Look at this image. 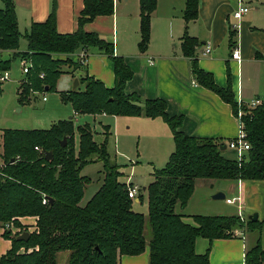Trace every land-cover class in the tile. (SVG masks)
Segmentation results:
<instances>
[{
    "label": "trees",
    "instance_id": "trees-1",
    "mask_svg": "<svg viewBox=\"0 0 264 264\" xmlns=\"http://www.w3.org/2000/svg\"><path fill=\"white\" fill-rule=\"evenodd\" d=\"M0 2L4 5L0 9V77L10 72L13 60L26 59L32 64L18 88L21 104L30 103L37 94L56 92L62 75L84 69L85 57L75 61L70 56L97 48L114 64V88H107L93 77H84L80 78L84 90L60 92L61 100L71 104L76 115L160 117L170 127L175 142V151L166 166L153 173V182L145 191L139 189L140 203L146 194V216L134 209V200L129 197V189L134 185L121 181L123 173L111 163L108 127L103 143H98L90 126H80L78 151L73 142V118L59 121L47 130H4L0 143V230H5L3 238L11 240L12 246L0 256V264H59L58 255L62 252H69L67 264H118L120 257L139 256L147 248L149 264H210L211 248L205 254L196 253L199 238L212 243L233 237L236 230L261 231L264 223H244L240 217L194 216L196 225H191L176 213V208L188 205L198 180L264 181V101L254 109L243 107L249 108L243 123L250 150L242 162L228 159L221 151L225 144L183 133V116H170L165 101L144 100L126 93V85L134 77L132 69L123 57L115 56L113 43L84 29L98 17L112 16L114 0H84L77 31L65 35L57 30V0L52 2L47 21L33 23L25 35L19 30L13 0ZM199 4L200 0H187V25L198 19ZM140 6L139 48L145 53L157 0H140ZM237 32L231 27V47L237 44ZM22 37L27 41L25 52L19 51ZM200 45L186 29L181 49L191 59L195 81L216 93L237 114L239 104L231 87L218 86L213 75L200 67ZM11 52L12 57L4 58V53ZM48 152L52 154L51 160L46 159ZM94 155L103 162V184L81 206L85 188L91 182L81 172L94 162ZM26 217L35 218V226H24L21 219ZM147 223L151 230L149 241L145 234ZM31 228L34 230L29 232L28 241L17 240ZM13 229L20 232L12 237ZM245 264H264V249L259 240L247 251Z\"/></svg>",
    "mask_w": 264,
    "mask_h": 264
},
{
    "label": "crops",
    "instance_id": "crops-1",
    "mask_svg": "<svg viewBox=\"0 0 264 264\" xmlns=\"http://www.w3.org/2000/svg\"><path fill=\"white\" fill-rule=\"evenodd\" d=\"M114 1L115 9L112 16L98 17L86 24L84 29L86 32L97 33L104 40L113 43L115 56L123 57L132 69L134 77L127 83L126 93L139 95L144 100L165 101L170 116H183L180 128L183 133L196 138L215 139L225 144L226 149L223 151L225 157L237 160V156H228L230 149L227 145L238 135V113L236 114L232 106L225 103L216 93L195 81L191 59L186 58L182 53L181 39L187 29L189 35L201 43L197 48L200 67L213 75L218 86L222 88L230 86L238 104L249 105L254 100L263 102L264 8L252 9L250 6L258 0H249L248 3L242 0L250 8V12L238 22L237 44L233 47L230 46V33L231 27L237 24L233 13L238 8L240 0H200L198 19L188 25L184 20L187 0H157V8L151 17L150 44L145 53L139 48L140 0ZM13 2L19 30L25 35L33 23L47 21L53 0H13ZM57 4L58 32L63 35L76 32L78 20L84 9V0H57ZM3 8L4 5L0 2V9ZM208 47L211 48V52L205 54ZM26 50L27 41L25 48H21L20 42L19 51ZM236 50L240 53V61L233 58ZM13 54L14 52L4 53V58L6 55L12 57ZM83 56L84 69L78 70L81 71L79 76H76L78 71L73 75L64 74L70 77V81H67L62 92L72 91V84L76 79L79 80L76 90L81 89L80 86L83 85L80 84V78L84 77H93L107 88H114L115 74L112 60L97 48H91L87 52L81 50L70 57L78 61ZM60 57L65 58V56ZM18 60L22 65L23 59ZM97 117L105 123L103 133L109 128L110 138L113 130L117 132L121 126L126 125V128L135 132L133 136L140 142L142 139L146 142L154 140L162 145L166 142L163 146L169 158L175 151L172 131L160 117L151 119L143 116L122 117L105 114L95 116ZM133 171L132 168L127 181L138 186L132 180ZM127 181L125 183H128ZM198 181L188 205L185 208L179 206V211L176 208V213L182 215L186 223L193 222L191 225H196L194 216L240 217L246 223L249 220L247 216L255 213L258 215L256 222L264 223V181H229L225 187L215 183H202L203 193L197 195ZM143 190L145 191L146 187ZM218 192L226 195V204L234 205V209L228 208L224 200L212 199V196ZM143 198V203H140L137 195L135 202L143 205L145 201L147 202L146 194ZM228 199L233 202L228 203ZM21 223L35 226L36 219L22 218ZM31 230L33 231L34 228ZM258 240L264 249V224L260 232L236 230L233 237L215 240L212 243L207 239L199 238L195 250L197 254L202 255L211 248L210 264H245L247 251L254 247ZM11 246V241L0 237V256L10 250ZM118 264H149V248L139 256L120 257Z\"/></svg>",
    "mask_w": 264,
    "mask_h": 264
},
{
    "label": "rangeland",
    "instance_id": "rangeland-1",
    "mask_svg": "<svg viewBox=\"0 0 264 264\" xmlns=\"http://www.w3.org/2000/svg\"><path fill=\"white\" fill-rule=\"evenodd\" d=\"M248 1L249 0H245L247 3ZM250 6L252 9L255 7L264 8V0H258L255 4H250ZM232 22L235 21L232 20ZM25 46L26 41L22 37L21 48H25ZM5 58L8 59L10 56L6 55ZM80 72L81 71H78L76 76H79ZM23 78L24 73L21 62L18 59L13 60L8 80L0 82V143H2L4 130H47L50 129L53 124L58 123L59 121L69 120L71 118L74 120L73 142L77 151L80 145V136L78 132L80 126H90L94 133L95 140L98 143H103L105 139V135L103 134H107V132L103 133V125L105 124L104 121L98 117L95 118V116L92 115H76L71 104L64 103L61 100L60 92H62L64 86H66L67 81H70V77L63 75L58 83L56 92L37 94L28 104H21L18 96V88ZM73 86L74 84H72V88ZM80 88L83 90L84 86H80ZM44 97L47 98V101L43 100ZM245 106L247 105H244L243 107ZM248 109L242 110L241 107H238L236 111L239 114L242 110L244 117L247 114ZM134 134L135 132L126 128V125L121 126L117 132L113 130L112 137L109 138L108 142V153L111 157V163L117 165L120 172L123 173L120 180L126 182L131 175L133 168L134 171L132 180L139 186L140 189L147 187L153 182V173L166 166L169 160V154L166 153V148L163 146L166 145V142L163 143V145L154 140L146 142L142 139V142H140V140L134 138ZM227 154L230 157L237 156V153L234 150L228 151ZM97 158L98 157L95 155L92 156L94 162L87 165L81 172L83 176H87L91 179V182L85 188V194L81 202V206H85L103 184V162L97 160ZM127 182L130 183L129 181ZM228 182L229 181L199 180L197 183V195H202L203 193L201 189L202 183H215L220 185V187H225ZM139 192L138 195L140 194ZM223 202L227 205L226 200ZM134 207L137 212L143 213L146 216L148 215V205L146 201L143 205H141L140 203H136L134 200ZM227 207L234 209V205H227ZM177 209L179 211V206ZM247 217L249 218L250 215ZM190 224H193V222H190ZM12 231V237L17 235L18 231L20 232L18 229H13ZM4 232V229L0 230V237H3ZM29 232H32V230H29L26 233ZM145 234L149 241L151 237L149 223L146 225ZM24 251L25 248H22L21 253ZM68 259L69 252H62L58 255L59 264H67Z\"/></svg>",
    "mask_w": 264,
    "mask_h": 264
},
{
    "label": "built area",
    "instance_id": "built-area-1",
    "mask_svg": "<svg viewBox=\"0 0 264 264\" xmlns=\"http://www.w3.org/2000/svg\"><path fill=\"white\" fill-rule=\"evenodd\" d=\"M250 12V8L242 1H239V5L238 8L234 11L233 13V18L235 21H237V24H234L232 26L233 29H239V24L238 22H241L242 19L244 18V16L246 14H248ZM211 52V48H207L205 54H209ZM84 58V56L82 57ZM233 58L240 61V53L238 50H236L233 53ZM22 67H23V73L24 75L29 73V69L32 67V64L30 63V61L24 59L22 61ZM9 78V72H5L1 77H0V82H5L6 80H8ZM41 78H44V74H41ZM44 101L47 100L46 97L43 98ZM261 101L260 100H254L252 101V103H250L249 105H247V107L249 108H256L257 106L261 105ZM243 103H239V107L242 108L243 110ZM239 112L238 114V119H239V131H238V135L235 139L231 140L228 145L227 148H229L230 150H234L237 153V161L238 162H242L243 157L245 156V154L250 150V145L247 141V134L245 132L244 129V123H243V113ZM37 151L42 152L39 148L36 147ZM130 184V183H128ZM139 192V187L137 186H133L130 187L129 189V197L133 200H135L136 196L138 195ZM228 203H232L233 200L228 199L227 200ZM44 203H46V201H44Z\"/></svg>",
    "mask_w": 264,
    "mask_h": 264
},
{
    "label": "water",
    "instance_id": "water-1",
    "mask_svg": "<svg viewBox=\"0 0 264 264\" xmlns=\"http://www.w3.org/2000/svg\"><path fill=\"white\" fill-rule=\"evenodd\" d=\"M79 86V80L76 79L74 82V86L72 88V91H75L77 89V87ZM64 145L66 144V140L63 141ZM226 149V147H221V151H224ZM46 159L47 160H51L52 159V154L50 152L46 153ZM212 199L214 200H226V195L222 192H218L215 195L212 196ZM250 221L256 222L258 220V215L255 213L252 216L249 217ZM30 238V234L29 233H23L22 235H20L17 240L18 241H23L26 242L28 241ZM97 251H100L99 248H97Z\"/></svg>",
    "mask_w": 264,
    "mask_h": 264
}]
</instances>
